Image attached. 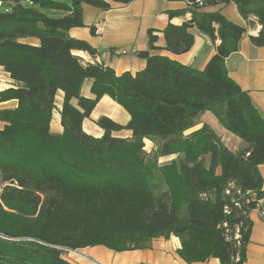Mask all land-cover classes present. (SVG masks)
<instances>
[{"label":"trees","instance_id":"16d2710c","mask_svg":"<svg viewBox=\"0 0 264 264\" xmlns=\"http://www.w3.org/2000/svg\"><path fill=\"white\" fill-rule=\"evenodd\" d=\"M132 1L24 0L0 10V67L15 83L0 91V103L15 102L0 108V264H72L63 250H143L170 236L179 240L177 255L186 264H244L248 213L264 201L258 170L264 164V117L225 68L245 29L200 10L235 4L245 21L254 17L260 26L249 42L264 47V0H203L189 21L165 27L164 50L173 55L191 49L192 28L212 43L219 40L203 70L138 52L145 67L115 75L75 55L95 56L87 42L67 35L83 27L82 5L106 11L111 3ZM25 38L39 43H22ZM155 42L149 30L151 51L159 50ZM87 81L89 97L82 94ZM58 92L62 133L55 135L50 123ZM103 96L129 121L122 126L100 117L95 124L103 134L94 137L82 123ZM204 112L246 147L230 151L208 125L185 135ZM123 130L129 139L112 135ZM145 140L156 145L153 153L145 151ZM169 156L175 159L158 164ZM230 182L253 192L255 202L233 208V199L224 195ZM236 227L239 241L228 238Z\"/></svg>","mask_w":264,"mask_h":264},{"label":"crops","instance_id":"0c3cea01","mask_svg":"<svg viewBox=\"0 0 264 264\" xmlns=\"http://www.w3.org/2000/svg\"><path fill=\"white\" fill-rule=\"evenodd\" d=\"M202 12L220 13L225 19L245 29L240 39L236 52L225 59V68L239 88L247 93L251 104L260 117H264V47H255L251 44L250 37H256L260 30L256 19L249 17L245 21L237 11L233 3L217 5L201 9ZM181 12L182 14L169 17V13ZM55 15L56 13L53 12ZM51 13V14H53ZM191 13L186 9L185 4L180 0H133L129 4L120 5L111 3V8L102 11L88 5H82L83 27L72 28L68 31L71 38L87 42L95 51L92 57L87 52L77 51L75 55L83 62L102 64L111 68L115 75L129 72L138 73L145 67V61L137 57L138 52H149L165 56L181 65L191 66L197 70H203L208 61L216 52L219 40L211 42L205 35L199 33L195 28L189 32L193 35L191 49L181 55H173L164 50L165 41L163 30L170 24L180 26L189 21ZM95 25L102 28L100 35L95 34ZM93 27V32L90 30ZM156 37L155 47L157 51H151L148 45V31ZM22 43L38 45V40L25 38ZM123 50L126 54L114 55L113 52ZM89 82L83 85L82 94L89 97ZM15 83L9 75L0 67V91L14 87ZM62 104V93L58 92L55 101V110L52 114L50 132L55 135L62 133L59 111ZM105 111L96 114L100 106ZM15 102L0 103V108H12ZM113 101L103 96L89 118L82 123V129L86 134L100 137L103 134L95 124L100 117H107L112 121L125 126L129 121L128 114ZM202 125H208L220 138L222 144L232 152L246 147V144L239 138L227 132L215 117L208 112L202 113L197 119L196 127L188 130L185 135L199 129ZM3 123L0 122V129ZM114 137L129 139L131 134L127 130L112 132ZM145 148L156 149L154 143L145 140ZM146 151V150H145ZM175 156L159 158L162 161H171ZM259 174L264 181V164L258 167ZM264 208V201H261L259 208L249 211L248 218L251 223L249 241L246 245V256L244 264H264V219L260 210ZM180 249L179 240L173 236L168 239L158 238L150 243L149 249L124 251L116 253L103 247H87L68 252L65 258L72 264H186L178 255ZM201 264H219L216 259H210Z\"/></svg>","mask_w":264,"mask_h":264},{"label":"built area","instance_id":"2783aa9c","mask_svg":"<svg viewBox=\"0 0 264 264\" xmlns=\"http://www.w3.org/2000/svg\"><path fill=\"white\" fill-rule=\"evenodd\" d=\"M177 1V0H176ZM182 1L186 9L190 12L193 10L195 7L202 8L203 6V0H180ZM17 4H25L24 0H0V10L3 9L5 11L10 10L12 6H15ZM95 34L100 35L102 33V28L99 25H95ZM114 55H123L126 54L125 51L123 50H117L113 52ZM1 191V190H0ZM224 195L229 197V199H233V208L240 209V208H247V206L250 203L255 202L254 201V194L253 192L247 191V192H242L237 187L232 183H228L226 186V189L224 191ZM262 200H259L255 202V209L259 208V204L261 203ZM224 213L229 214L230 209L227 207H224ZM262 218L264 219V215H262ZM223 227H226V224L223 225ZM235 230H239L238 227L235 228ZM229 239L233 238V234L229 237ZM63 252L68 253L70 251L63 250ZM237 261V259H236Z\"/></svg>","mask_w":264,"mask_h":264},{"label":"rangeland","instance_id":"374dc122","mask_svg":"<svg viewBox=\"0 0 264 264\" xmlns=\"http://www.w3.org/2000/svg\"><path fill=\"white\" fill-rule=\"evenodd\" d=\"M51 13H53V12H51ZM55 13H56V12H55ZM53 14H54V13H53ZM54 15H55V14H54ZM56 15H59V13H56ZM56 15H55V16H56ZM87 82H89V81H87ZM87 82H85V83L87 84ZM89 83H90V82H89ZM101 111H105V107H104L103 105L100 106V108L98 109V111H97L96 114L98 115V113H100ZM123 112H124V111H123ZM155 146H156V145H155ZM145 150H146L147 153H153V151H154V149L151 150L149 147L146 148ZM169 162H170V161H162V162H160V160L158 159V164H159V165L168 164ZM71 252L74 254V251H71ZM68 255H69V253H65V252L63 253V256L66 257V258L68 257Z\"/></svg>","mask_w":264,"mask_h":264},{"label":"bare ground","instance_id":"6f19581e","mask_svg":"<svg viewBox=\"0 0 264 264\" xmlns=\"http://www.w3.org/2000/svg\"><path fill=\"white\" fill-rule=\"evenodd\" d=\"M233 201V200H232ZM234 240L239 241L240 239V233L239 230H235V233L233 235Z\"/></svg>","mask_w":264,"mask_h":264}]
</instances>
